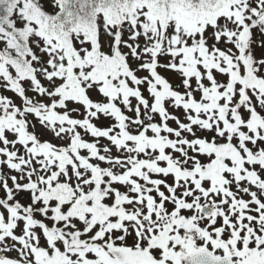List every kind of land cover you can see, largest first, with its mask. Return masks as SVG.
Instances as JSON below:
<instances>
[{
	"label": "snow or ice",
	"instance_id": "snow-or-ice-1",
	"mask_svg": "<svg viewBox=\"0 0 264 264\" xmlns=\"http://www.w3.org/2000/svg\"><path fill=\"white\" fill-rule=\"evenodd\" d=\"M0 264H264V0H0Z\"/></svg>",
	"mask_w": 264,
	"mask_h": 264
}]
</instances>
